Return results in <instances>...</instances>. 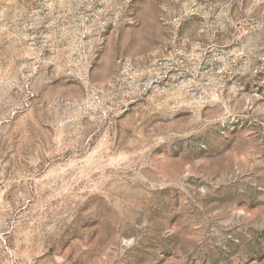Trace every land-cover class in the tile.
<instances>
[{"label": "rangeland", "instance_id": "1", "mask_svg": "<svg viewBox=\"0 0 264 264\" xmlns=\"http://www.w3.org/2000/svg\"><path fill=\"white\" fill-rule=\"evenodd\" d=\"M0 264H264V0H0Z\"/></svg>", "mask_w": 264, "mask_h": 264}]
</instances>
